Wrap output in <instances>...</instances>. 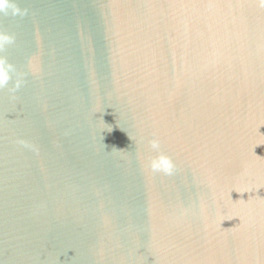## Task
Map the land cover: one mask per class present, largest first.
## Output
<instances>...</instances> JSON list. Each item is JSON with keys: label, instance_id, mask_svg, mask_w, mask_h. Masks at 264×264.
I'll return each mask as SVG.
<instances>
[{"label": "water", "instance_id": "95a60500", "mask_svg": "<svg viewBox=\"0 0 264 264\" xmlns=\"http://www.w3.org/2000/svg\"><path fill=\"white\" fill-rule=\"evenodd\" d=\"M10 3L0 264H264L260 0Z\"/></svg>", "mask_w": 264, "mask_h": 264}, {"label": "clouds", "instance_id": "9594fccd", "mask_svg": "<svg viewBox=\"0 0 264 264\" xmlns=\"http://www.w3.org/2000/svg\"><path fill=\"white\" fill-rule=\"evenodd\" d=\"M261 7H264V0H260ZM11 9V14L15 15H24L26 10L22 12L14 4L10 3V0H0V13L7 14V10ZM14 43V37L8 35L7 33L0 32V50H3L6 46ZM16 73L14 66L7 62L5 59H0V89H3L9 85L13 79V75ZM22 84L21 79H17L10 89V92L14 93L17 91ZM131 139V138H130ZM148 146L151 150L158 153L157 156L153 157L149 163L148 168L152 172H162L165 175H172L175 169V165L171 159L162 153L159 152L160 144L158 140H150Z\"/></svg>", "mask_w": 264, "mask_h": 264}]
</instances>
